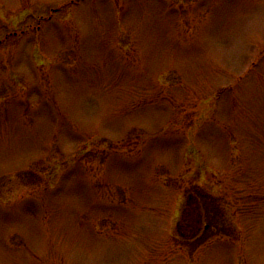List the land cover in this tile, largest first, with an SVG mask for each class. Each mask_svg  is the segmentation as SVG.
Here are the masks:
<instances>
[{"label": "rangeland", "instance_id": "374dc122", "mask_svg": "<svg viewBox=\"0 0 264 264\" xmlns=\"http://www.w3.org/2000/svg\"><path fill=\"white\" fill-rule=\"evenodd\" d=\"M0 264H264V0H0Z\"/></svg>", "mask_w": 264, "mask_h": 264}]
</instances>
